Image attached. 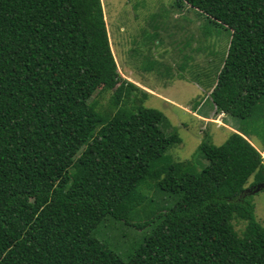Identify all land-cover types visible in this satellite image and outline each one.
<instances>
[{
    "label": "trees",
    "instance_id": "trees-1",
    "mask_svg": "<svg viewBox=\"0 0 264 264\" xmlns=\"http://www.w3.org/2000/svg\"><path fill=\"white\" fill-rule=\"evenodd\" d=\"M176 1L206 36L230 30L217 78L241 87L236 131L202 140L200 170L173 159L181 137L120 75L101 0H0V264H264V159L248 139L264 149V0ZM109 217L145 229L124 255L96 236Z\"/></svg>",
    "mask_w": 264,
    "mask_h": 264
},
{
    "label": "rangeland",
    "instance_id": "rangeland-1",
    "mask_svg": "<svg viewBox=\"0 0 264 264\" xmlns=\"http://www.w3.org/2000/svg\"><path fill=\"white\" fill-rule=\"evenodd\" d=\"M101 1L120 75L149 91L144 105L162 111L167 125L164 130H176L181 137L182 142L169 149L173 159H193L200 170L206 162L198 150L202 140L209 137L219 145L238 125L226 108L231 95L239 94L241 87L226 81L221 83L217 78L230 30L207 28L211 34L206 36L205 19L192 7L180 11L176 0ZM216 86L219 92H214ZM110 93L102 92L91 101L97 100L100 109L105 110ZM199 108L208 111L206 119L200 118L205 116V111L197 112ZM248 139L264 159L260 141L253 135ZM251 181L252 178L248 183ZM253 195L255 216L264 226V188ZM156 198L154 206L171 203L166 195ZM137 213L139 218L134 221L145 218L142 210ZM234 224L241 233L244 223L234 220ZM144 230L132 227L124 219L109 217L99 226L96 236L124 255L140 240Z\"/></svg>",
    "mask_w": 264,
    "mask_h": 264
},
{
    "label": "crops",
    "instance_id": "crops-1",
    "mask_svg": "<svg viewBox=\"0 0 264 264\" xmlns=\"http://www.w3.org/2000/svg\"><path fill=\"white\" fill-rule=\"evenodd\" d=\"M191 7L190 6H187V7H185L184 9H190ZM195 11V10H194ZM182 13V12H181ZM194 13H192V15H193ZM193 20V19H192ZM131 38H132V35H131ZM130 38V41L132 40ZM180 78H182V77H180ZM134 83V82H133ZM144 89V88H143ZM148 93H149V91L148 90H146ZM208 109V108H207ZM199 111H205L204 113H205V116H202V117H200V118H202V119H206L207 118V116H206V113L208 112L206 109H201V108H199L198 109V111L197 112H199Z\"/></svg>",
    "mask_w": 264,
    "mask_h": 264
},
{
    "label": "water",
    "instance_id": "water-1",
    "mask_svg": "<svg viewBox=\"0 0 264 264\" xmlns=\"http://www.w3.org/2000/svg\"><path fill=\"white\" fill-rule=\"evenodd\" d=\"M264 188V182L263 183H259L255 186L254 192L259 191L260 189Z\"/></svg>",
    "mask_w": 264,
    "mask_h": 264
}]
</instances>
